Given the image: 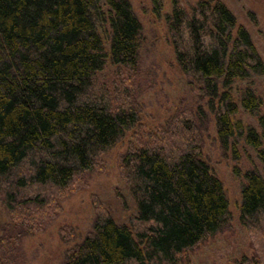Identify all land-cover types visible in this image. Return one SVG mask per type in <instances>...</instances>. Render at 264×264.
<instances>
[{"label": "trees", "instance_id": "1", "mask_svg": "<svg viewBox=\"0 0 264 264\" xmlns=\"http://www.w3.org/2000/svg\"><path fill=\"white\" fill-rule=\"evenodd\" d=\"M171 2L165 22L176 61L208 106L134 133L119 157L137 208L133 228L99 211L55 264H183L230 222L223 184L203 157L204 127L210 114L224 148L238 133L262 146L264 119L261 134L245 129L230 88L264 75V62L221 0H198L190 10ZM145 40L130 0H0V205L8 215L0 264L25 262L23 238L46 230L77 180L137 126V98L150 88L148 79L136 86ZM241 103L255 113L260 100L247 87ZM258 153L263 174L244 173L239 214L252 253L236 264H264V149Z\"/></svg>", "mask_w": 264, "mask_h": 264}, {"label": "rangeland", "instance_id": "2", "mask_svg": "<svg viewBox=\"0 0 264 264\" xmlns=\"http://www.w3.org/2000/svg\"><path fill=\"white\" fill-rule=\"evenodd\" d=\"M107 0H102L105 4ZM198 0H180L187 10ZM235 15L237 25L244 26L264 62V0H221ZM144 27L145 43L140 50L142 72L136 84L138 88L148 79L150 88L140 92L137 100L141 112L134 129L126 131L122 139L104 155L102 166L85 173L77 180L79 187L61 199L60 212L44 231L23 238L26 260L23 264H55L65 250L79 242L93 228L98 212H107L117 223L133 228L137 208L119 168V157L125 152L136 131H152L165 124L184 108L207 107L205 99L190 87L186 75L176 61L169 39L165 15L171 12V0H130ZM235 34V30L233 31ZM249 87L260 100L255 113L242 106V92ZM231 95L235 98L239 119L244 128L252 127L258 134L263 131L260 117L264 119V75L251 73L248 78L236 80ZM139 93V92H138ZM202 153L212 172L221 180L226 192L230 222L225 229L203 240L189 252L183 264H236L243 255L252 253L248 231L239 221L241 184L244 173L256 170L263 174L259 149L248 144L238 133L232 143L223 147L220 143L215 120L208 114L204 127ZM77 185V184H76ZM8 221V215L0 205V226ZM73 236L70 241L64 240ZM64 237V238H63Z\"/></svg>", "mask_w": 264, "mask_h": 264}]
</instances>
